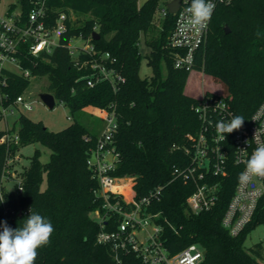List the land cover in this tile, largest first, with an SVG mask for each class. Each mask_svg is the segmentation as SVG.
Instances as JSON below:
<instances>
[{
  "label": "trees",
  "instance_id": "1",
  "mask_svg": "<svg viewBox=\"0 0 264 264\" xmlns=\"http://www.w3.org/2000/svg\"><path fill=\"white\" fill-rule=\"evenodd\" d=\"M159 1L48 0L53 17L58 12H71L76 20L67 21L59 47L37 59L34 67H26L31 68L32 76L47 79V92L71 115L86 107L114 111L119 161L113 174L134 177L139 198L156 187L163 188L149 211L165 220L163 240L170 253L197 244L204 251L200 264H264L260 243L244 245L248 234L264 224V216L255 217L237 237H231L221 226L236 175L223 184L216 206L198 215L190 214L186 205L193 186L171 180L173 166L185 161V136L194 134L199 122L192 110L196 100L184 93L189 73L172 67L167 48L175 15L166 11L160 26L152 27ZM18 3L24 11L30 6V0ZM94 31L99 40H91L92 44L116 59L124 77L116 91L107 83L86 87L81 79L86 72L73 67L65 48L71 37L81 34L89 39ZM143 46L146 50L142 53ZM142 58L152 70L149 78L139 76ZM194 69L218 80L233 115L246 121L264 99V0H232L217 7L206 42L195 55ZM28 84V79L14 77L7 92L14 98ZM15 124L18 143H0V191L4 197L0 221L12 228L22 226L30 209L51 221L55 229L51 243L38 249L34 264H114L109 248L96 243L98 225L90 216L100 204L94 196L97 184L86 167L96 133L78 122L51 132L23 114ZM2 135L0 132V139ZM35 143L49 150L48 162L41 163L36 150L16 177L23 191L14 186V191L6 192L3 174L13 168L7 160L20 148Z\"/></svg>",
  "mask_w": 264,
  "mask_h": 264
},
{
  "label": "built area",
  "instance_id": "2",
  "mask_svg": "<svg viewBox=\"0 0 264 264\" xmlns=\"http://www.w3.org/2000/svg\"><path fill=\"white\" fill-rule=\"evenodd\" d=\"M231 1L214 0V3L217 8ZM190 2L181 0L174 14V25L167 43L172 67L188 73L195 71V55L206 42L210 27L209 22L207 29L202 32L183 30L184 9ZM47 3L48 0H30L26 11L17 3L16 8L12 5L4 14L0 12V118L5 121L7 115L19 112L20 116L22 111H32L36 103L24 97L23 93L11 98L7 92L10 81L14 77L29 79L32 71L26 65L34 67L37 59L50 55L54 48L59 47L60 37L68 29L67 21L72 19L71 12H58L53 17ZM91 40V36L86 39L81 34L68 40L65 48L72 65L86 72L81 78L86 87L107 83L116 91L124 82L116 59L110 53L97 49ZM74 41L79 44H72ZM94 109L103 126L94 146L88 151L86 167L97 184L94 196L100 202L90 214L98 225L96 243L109 248L114 264H200L204 251L199 245L190 244L179 252L170 253L164 244L165 220L149 211L151 203L161 197L163 188L156 187L139 198L134 189V177L113 174L119 161L114 143L117 130L115 113L113 110ZM192 110L198 119L199 128L194 134L185 136V161L180 166H173L171 180L180 179L193 186L192 193L186 198V205L190 214L198 215L216 206L222 195L223 184H228L230 176L236 175L221 226L231 237H237L255 217L264 216V178H253L250 183L238 180L245 168L244 161L257 146V140L254 139L256 132L258 140L264 142V99L240 130L226 134L225 141L219 142L215 131L216 122L230 121L234 116L223 97L202 96L196 100ZM0 143L17 144L16 131L10 128L4 130ZM14 158H9L7 165ZM10 172L6 170L7 175ZM10 176L13 187L4 188L6 192L14 191V186L21 192L20 179H16L14 173ZM260 244L264 247V239Z\"/></svg>",
  "mask_w": 264,
  "mask_h": 264
},
{
  "label": "rangeland",
  "instance_id": "3",
  "mask_svg": "<svg viewBox=\"0 0 264 264\" xmlns=\"http://www.w3.org/2000/svg\"><path fill=\"white\" fill-rule=\"evenodd\" d=\"M145 1L146 0H138V4H142ZM170 1L171 0L159 1L152 21V27L154 29L158 28L163 21L164 11H166L165 6ZM17 3L18 0H0V12L4 14L8 7L12 5H15L16 8ZM72 19L75 21L76 17L72 15ZM72 44L79 43L74 41ZM145 50L146 48L143 46L141 48V52L143 53ZM151 75V68L147 65L146 59L142 58L140 61L139 76L141 78H149ZM28 80L29 84L23 92V95L24 97L35 100L36 103L34 104L32 111H22L20 112L21 114L25 115L34 122H41L43 126L51 132L61 131L72 122H78L96 134L100 131L102 128V122L96 113L92 112L91 110L81 111L71 115L69 109L59 102H55L54 108L52 110L47 109L38 98L39 94L47 92V79L45 77L31 76ZM184 90L187 92L188 96L194 98L195 100H198L202 96L208 95L225 97V88L218 80L197 71H193L188 74ZM18 116L19 112H16L13 115H7L6 121L0 118V132H3L7 128H14V131H16L17 125L15 124V121ZM36 150L39 151L40 162H48L50 152L46 147L38 143L24 146L20 148V150L16 153V157L10 162V165H13V168L9 170L11 171L10 175L14 173L15 177H17L18 171H20L22 167L28 166L29 159L33 156ZM4 174L5 175L2 179L3 187L5 189H12L13 183L12 181H8V178H12V176H7L6 171ZM263 239L264 224H261L248 234L244 245L245 247H250L256 243H260Z\"/></svg>",
  "mask_w": 264,
  "mask_h": 264
},
{
  "label": "clouds",
  "instance_id": "4",
  "mask_svg": "<svg viewBox=\"0 0 264 264\" xmlns=\"http://www.w3.org/2000/svg\"><path fill=\"white\" fill-rule=\"evenodd\" d=\"M215 8L214 0H191L184 9L183 30H206ZM244 121V117L240 115H234L230 121H217L215 131L218 142L225 141L226 134L240 130ZM254 139L257 140V146L244 161L245 168L238 177L241 183H250L253 178H264V142L258 140L257 132ZM2 202L4 197H0V203ZM23 221L22 226L16 228L10 227L6 221H0V264H34L38 249L51 243L55 229L49 219L30 209V215Z\"/></svg>",
  "mask_w": 264,
  "mask_h": 264
},
{
  "label": "water",
  "instance_id": "5",
  "mask_svg": "<svg viewBox=\"0 0 264 264\" xmlns=\"http://www.w3.org/2000/svg\"><path fill=\"white\" fill-rule=\"evenodd\" d=\"M180 2L181 0H171L169 3H167L166 4L167 13L170 15H174L180 5ZM224 29H225V33H228V29L226 27ZM91 37L93 41L99 40V34L97 32H93L91 34ZM38 97L47 109L52 110L54 108L55 101L52 94L48 92L41 93L38 95Z\"/></svg>",
  "mask_w": 264,
  "mask_h": 264
},
{
  "label": "crops",
  "instance_id": "6",
  "mask_svg": "<svg viewBox=\"0 0 264 264\" xmlns=\"http://www.w3.org/2000/svg\"><path fill=\"white\" fill-rule=\"evenodd\" d=\"M184 93H185L186 95H188V94H187V92H186L185 90H184ZM86 110H87V111H88V110H91L92 112H94V113H95V111H94L95 109H94V108H92V107H86V108H84L82 111H86ZM100 120H101V119H100ZM101 122H102V120H101ZM102 126H103V123H102ZM100 131H101V129H100ZM100 131H99V132H100ZM99 132H97V134H96V135H98V134H99Z\"/></svg>",
  "mask_w": 264,
  "mask_h": 264
}]
</instances>
